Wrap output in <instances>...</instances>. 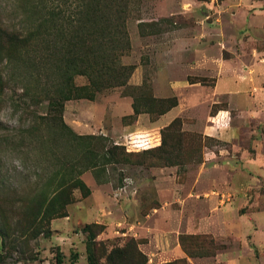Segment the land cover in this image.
Masks as SVG:
<instances>
[{
  "label": "rangeland",
  "instance_id": "obj_1",
  "mask_svg": "<svg viewBox=\"0 0 264 264\" xmlns=\"http://www.w3.org/2000/svg\"><path fill=\"white\" fill-rule=\"evenodd\" d=\"M34 1L0 0L2 24L11 31L28 28L36 18ZM44 2L64 16L79 4ZM127 31L131 49L121 63L136 67L128 87L107 90L94 101L65 102L64 121L78 135L102 138L93 146L102 153L126 148L132 133L153 147L161 135L162 146L149 153L124 150L125 162L84 172L90 196L76 189L67 216L51 221L50 230L38 237L32 231L36 200L46 190L41 179L63 163L70 169L68 163L79 156L69 139L60 143L57 129L39 119L48 113V101L36 95L44 88L39 75L46 78L49 72L0 61V109L8 115L11 108L21 122L15 128L0 122V223L7 232L5 239L0 235V264H57L59 256L63 264H88L90 232L101 264H108L113 249L132 242L146 264H213L219 251L239 240L235 234L228 241L237 243L217 239L204 232L208 226L239 219L245 231L256 219L264 224V213L257 214L264 212V186L254 165L264 164V0H130ZM177 83L181 89L173 87ZM74 84L81 88L88 80L79 76ZM231 84L239 94L229 92ZM136 88L157 99L177 97L182 113L175 127L168 129L175 119L164 123L173 114L134 116ZM223 110L229 128L238 132L228 141L205 134ZM207 151L216 154L218 166L209 167L197 183ZM165 237L172 245L178 238L185 255L169 262L154 259ZM246 239L252 243V236Z\"/></svg>",
  "mask_w": 264,
  "mask_h": 264
},
{
  "label": "trees",
  "instance_id": "obj_2",
  "mask_svg": "<svg viewBox=\"0 0 264 264\" xmlns=\"http://www.w3.org/2000/svg\"><path fill=\"white\" fill-rule=\"evenodd\" d=\"M129 2L79 0L75 6L76 12L64 16L62 11L47 6L44 0H37L30 5L31 13L36 18L28 28L11 31L0 20V61L17 62L49 72L46 78L39 75L44 88L36 95L48 101V113L39 119L47 127L54 126L57 129L60 143L69 139L79 156L68 163L70 169L63 163L61 170L47 179H41L40 184L46 190L45 194L41 191L34 206L32 232L36 237L50 230L51 221L67 216V207L74 203L76 189L81 191L84 198L90 196V189L81 179L84 172L125 162L129 155L124 150L128 153H149L162 146L160 135V144L156 147L128 151L126 146H115L102 153L93 147L94 142L98 144L102 138L76 134L63 117L64 103L67 101L76 98L94 101L107 90L128 87L136 69L134 65L121 63L122 54L131 49L127 31ZM79 76L88 80V84L81 88L74 84V79ZM136 90L132 105L136 117L144 113L161 117L179 104L177 97L157 99L146 95L140 88ZM179 121L175 119L168 129L175 127ZM54 140L57 141L56 138ZM121 149L122 152L119 151ZM90 233L92 239L87 244L88 264H101L97 254L98 244L93 232ZM0 235L4 239L7 236L1 223ZM131 245L113 249L107 256L108 264H146L147 258L137 248L138 244L132 242ZM57 264H63L61 256L57 258Z\"/></svg>",
  "mask_w": 264,
  "mask_h": 264
},
{
  "label": "crops",
  "instance_id": "obj_3",
  "mask_svg": "<svg viewBox=\"0 0 264 264\" xmlns=\"http://www.w3.org/2000/svg\"><path fill=\"white\" fill-rule=\"evenodd\" d=\"M178 84L179 83L174 84L173 87L175 89H181V85H178ZM197 85H198L197 83L196 84L192 83L191 86H197ZM230 87L232 88L229 91L230 93L239 94L240 91L236 90L238 87L236 88L234 84H231ZM262 94H264V91ZM262 99L264 98H261V100ZM179 108L180 109L182 108L181 101H180V104H178L176 108L172 109L173 111H170L169 113L164 115V117H162L163 119L167 117L168 115L173 114V116L164 123L169 124L174 119L180 117V113L182 112L180 111ZM183 113L186 116L187 113H189V111L187 110L186 112H183ZM184 114H182L181 116L183 117ZM212 121H213L212 123L214 126H207V130L205 132L206 135H211V137H218L222 141H228L230 138H234L238 134L237 129L233 127L229 128L230 124L228 123V120H227V111H224V110L220 111V113L218 114L216 118L214 119L212 118ZM257 145H258V151H261L263 149L262 143H258ZM211 154H213L214 157ZM221 154L224 156V159H226L227 163H230L228 160L229 158L228 159L225 158L227 154H223V152H221ZM206 156L207 158L205 159L203 166L198 174L199 176L197 179V183H199L202 180V176L205 175L209 167L218 166L217 165L218 158L216 157L215 159L216 154L213 153V151H207ZM254 165L258 173V175L256 176V180H258L261 183V185L264 186V164L256 163ZM262 213L264 212H261V213L259 212L257 214H262ZM233 220L234 219H230L228 220V222H225L223 224V227L216 224L211 227L208 226V228L204 230V232L214 235L215 238L217 239L219 238L223 239L225 240V242H227L230 239L231 234L233 235L235 234L236 236H238L237 239L239 240L238 245H235L234 247L230 246L227 249H224L223 251H219L217 255L212 258V263L213 264H264V224L260 221H257L256 219V223L253 225L249 224L250 225L249 228L244 231V229H242V226L238 224L239 219L238 220L236 219L234 222ZM190 230L192 231V233L198 232L195 227H191ZM219 231L222 233L220 234ZM247 235L252 236L251 244L249 240L246 239ZM235 241L237 240H233V241L230 240L228 242L230 244L231 242L237 243ZM171 242L172 241H170V239L166 237L160 240L159 241L160 251H157V253L155 254L152 253V256L154 257V259L162 260L161 262H169L177 258L183 257L185 255L183 249L181 248L178 242V238L176 240V243H174L173 245L171 244ZM199 260H201L200 262H202L207 259L204 258V259H199ZM192 264H199V263H195V260H192Z\"/></svg>",
  "mask_w": 264,
  "mask_h": 264
},
{
  "label": "clouds",
  "instance_id": "obj_4",
  "mask_svg": "<svg viewBox=\"0 0 264 264\" xmlns=\"http://www.w3.org/2000/svg\"><path fill=\"white\" fill-rule=\"evenodd\" d=\"M5 109H0V122L7 124L10 128L19 127L21 122L18 113H14L11 108L8 109V115H4ZM16 166L22 169V164L20 160L16 161ZM13 186H18L13 184Z\"/></svg>",
  "mask_w": 264,
  "mask_h": 264
},
{
  "label": "built area",
  "instance_id": "obj_5",
  "mask_svg": "<svg viewBox=\"0 0 264 264\" xmlns=\"http://www.w3.org/2000/svg\"><path fill=\"white\" fill-rule=\"evenodd\" d=\"M140 137L142 136L132 133L128 136V140L126 144L123 145L127 147L128 151H140L141 149L143 150L153 147V146H147L149 145L147 141L144 140V138H140ZM159 143H160V139H159ZM131 147H133V149H131Z\"/></svg>",
  "mask_w": 264,
  "mask_h": 264
}]
</instances>
